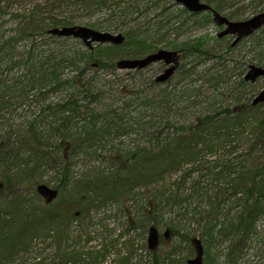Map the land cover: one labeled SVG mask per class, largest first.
I'll use <instances>...</instances> for the list:
<instances>
[{"label":"trees","instance_id":"16d2710c","mask_svg":"<svg viewBox=\"0 0 264 264\" xmlns=\"http://www.w3.org/2000/svg\"><path fill=\"white\" fill-rule=\"evenodd\" d=\"M144 1L0 0V264H135L138 248L130 234L141 230L145 236L147 230L138 218L151 221L149 228L163 226L169 230L164 242L179 237L194 254L191 240L200 237L217 264H242L251 250L264 257V103L253 104L259 93L246 97L257 81L244 75L228 93H219L231 76L217 69L214 45L204 37L179 42L184 22L171 28L177 38L165 41L182 13H201L182 8L165 23L126 30L121 45L94 49L49 33L81 25L73 12L65 15L69 7L91 15L106 10V18L82 25L109 32L123 30L138 19L130 16L146 13L150 4L162 8L159 17L169 9L167 0ZM204 1L219 12L227 4ZM238 16L233 11L228 17ZM162 42L181 53L175 75L156 82L154 64L126 71L124 84L117 62L157 51ZM253 61L264 67L263 57ZM132 133V146L116 142ZM87 160L106 165L77 170ZM39 183L73 197L47 205L36 190ZM27 189L36 201L27 198ZM114 202L128 219L120 234L91 214ZM97 223L103 229L92 235ZM160 247L148 249L151 264H179L178 244L162 259Z\"/></svg>","mask_w":264,"mask_h":264},{"label":"rangeland","instance_id":"374dc122","mask_svg":"<svg viewBox=\"0 0 264 264\" xmlns=\"http://www.w3.org/2000/svg\"><path fill=\"white\" fill-rule=\"evenodd\" d=\"M150 0H145L144 2H147ZM68 4V3H67ZM66 4V5H67ZM168 4V6H167ZM166 6L169 8L166 12L165 16L159 17L160 12L162 10L161 7H154L148 5L146 9V13H136L133 16H130V18L138 17L136 21H130L127 22V24L123 27V30L114 31L113 33H125L126 30L130 28H137V27H143V29L147 28L149 25L155 23L159 19H161L164 23L166 22V17L168 15H178L180 14V9L183 7L181 5L175 4L174 0H167ZM113 9L121 10L122 7H115L113 6ZM67 13L65 15H68L71 13L73 16H76V19L80 20L79 24H83L84 22H90V21H96L97 19H104L106 18V10H101L99 12H96L95 14H88L86 12H75L76 10H73L72 7L68 9H63ZM236 12L239 16L235 20H244L247 18H251L255 16L258 13L264 12V0H227V4L224 5V9L222 10V14L225 16H229L231 12ZM164 17V18H163ZM82 22V23H81ZM150 22V24H148ZM186 23L185 24V30L186 32L184 35L180 36L178 38L179 42L187 41L191 39H195L196 37H204L206 41H209L206 45H214L216 47V53L214 54L215 57H217V69L225 68L226 72H228L231 76L229 82L222 85L218 90L219 93H228L229 89L233 86H235L243 77L246 72L248 71L247 68H245L246 64L249 63L253 57H263L264 58V29L258 30L253 37L246 38L243 40L238 47L235 48L234 51H228L226 50V44L224 43H230L233 39V37H230L229 39H226V41L222 42L217 37L220 30H222V27L218 26L214 20L213 15H209V19H207L206 13H201L198 16H188L187 14L182 13L179 17V20L173 21V27L169 26V36L168 39L165 41H172L173 39H176L177 32L176 29H171L180 23ZM11 24L6 26V29L10 27ZM165 31V30H163ZM45 39V38H44ZM67 45H76L72 42H68ZM164 45H166V42H162L158 44V49H163ZM252 45H260L258 48L253 49L251 47ZM219 56H222V59H218ZM212 63H216V59L208 60L206 63H201L199 66L200 70H203L205 68H208L209 65ZM250 63H254L256 65L257 62L253 61ZM161 63H156L153 67V74L156 76L162 71ZM126 71L128 70H119L118 72L122 75V81L124 84L128 83V75L126 74ZM94 71H89L90 75L93 74ZM100 75L102 77L108 78V72L107 71H100ZM175 75V74H174ZM257 88L255 91H248V95L246 96L248 98H254L263 88H264V80L262 78H259L257 80ZM160 87H157L155 91H157ZM222 94L219 97H223ZM225 105L230 104L231 100L226 99L223 101ZM132 119V118H131ZM137 137H139L137 135ZM134 138H136V134L132 133L130 136H124L121 137V139H117V143H124L128 145H133ZM109 148V147H108ZM109 152V150H106ZM106 151L104 154H106ZM103 166L104 164L97 162L95 160H87L85 163L84 161L79 162V165L77 167V170H83L88 166V168H92L93 166ZM50 173L47 175L46 179H50ZM53 185V184H52ZM29 192H27V198L30 200L36 201V197L31 189H27ZM149 192L148 190H146ZM141 193V192H140ZM72 195L65 191H60L59 197L55 202L63 201H69L72 199ZM140 197V195H139ZM142 201V200H141ZM93 216V221L98 222L97 219L102 218L104 224L108 225L109 228L116 229V233L120 234L126 231L127 229V223L128 219L126 216V212L122 210V206L118 202L109 203L105 205L104 207H101L99 209L93 210L91 213ZM138 221L141 225H144V227H147L146 235L143 236L141 233V230L133 231L131 232L130 236L132 238H135V247L138 248V255L136 258L133 259V263L135 264H151L152 260L154 259V256L151 254H148V247H147V236H148V228L153 223L151 221H147L145 219H139ZM194 228V226H193ZM77 227H72V230L75 231ZM92 230H96L97 232H92V235H95L98 232H101L103 227L97 223L95 227L90 228ZM162 235L165 231V228L163 226L159 227ZM116 234V235H117ZM115 235V236H116ZM164 236V235H163ZM129 235H126L124 238L121 239V242H123L125 239H127ZM100 235L98 237V240H100ZM165 238L163 237V244L157 251V254L160 256V259H162V255L165 253H168L169 249L173 244L179 245L178 254L175 259L178 260L179 264H182L183 261H187V259L194 256V252L191 251V248L189 244L183 240H181L179 237L170 239L169 242L165 241ZM206 245V243L204 242ZM215 245V244H214ZM40 246L43 247V249L46 250V252H51V247L48 245V243L40 244ZM129 246V245H128ZM217 246V244H216ZM124 244L120 243L118 248H123ZM206 249V248H205ZM217 252V247H216ZM123 253H125V250H122ZM209 255V254H208ZM207 252H205L204 255V264H217V259L213 261L212 257H208ZM219 264H223V259H220ZM242 264H264V257L259 256L258 252L255 250H251L248 252V254L243 258Z\"/></svg>","mask_w":264,"mask_h":264},{"label":"water","instance_id":"95a60500","mask_svg":"<svg viewBox=\"0 0 264 264\" xmlns=\"http://www.w3.org/2000/svg\"><path fill=\"white\" fill-rule=\"evenodd\" d=\"M175 4L181 5L191 13L211 12L214 22L224 29L219 33V37L226 35L235 36L233 45L235 46L243 38H247L255 31L264 27V12L245 20H232L214 9L210 4L203 0H175ZM50 34L59 37H72L80 39L83 44L94 49L96 44H114L121 45L125 41L123 33H112L109 31H100L85 25H73L56 27L49 31ZM163 62L165 69L156 76V82L164 83L170 79L178 70L181 64V54L178 50L159 49L140 58H125L117 62V68L120 70L145 69L155 63ZM264 80V67L251 64L245 79L249 82H256L257 79ZM264 103V89L253 100V104ZM38 194L44 199L46 204L55 201L59 195L57 188L51 187L46 183H39L36 187ZM164 236L169 238V230L164 232ZM161 243L160 231L156 226H151L148 231L147 245L150 250H155ZM191 244L195 249V255L187 260V264H204L205 247L199 237H193Z\"/></svg>","mask_w":264,"mask_h":264},{"label":"flooded vegetation","instance_id":"af4514ba","mask_svg":"<svg viewBox=\"0 0 264 264\" xmlns=\"http://www.w3.org/2000/svg\"><path fill=\"white\" fill-rule=\"evenodd\" d=\"M217 37L219 38V39H229L230 37H233V39H234V36H229V35H227V36H224V37H219V35H217ZM226 37V38H225ZM233 39H232V41L229 43V45H233ZM244 39H242L241 41H243ZM226 41V40H225ZM241 41H239L236 45H240V43H241ZM228 45V43H224V45ZM164 66H163V68H162V70H164Z\"/></svg>","mask_w":264,"mask_h":264}]
</instances>
